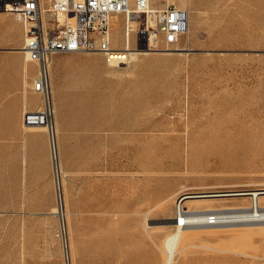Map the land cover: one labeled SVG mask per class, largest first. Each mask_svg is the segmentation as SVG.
Wrapping results in <instances>:
<instances>
[{"label": "rangeland", "instance_id": "1", "mask_svg": "<svg viewBox=\"0 0 264 264\" xmlns=\"http://www.w3.org/2000/svg\"><path fill=\"white\" fill-rule=\"evenodd\" d=\"M189 7L188 50L159 42L121 66L98 52L53 56L55 159L45 126L33 127L40 141L27 136L36 66L24 83V54L6 39L16 23L0 15V264H163L186 192L264 188V0ZM124 28L115 18L116 47ZM131 48H143L135 33ZM159 195L162 205L151 201ZM251 201L222 195L192 208L216 215ZM197 227L177 264H264V224Z\"/></svg>", "mask_w": 264, "mask_h": 264}, {"label": "built area", "instance_id": "2", "mask_svg": "<svg viewBox=\"0 0 264 264\" xmlns=\"http://www.w3.org/2000/svg\"><path fill=\"white\" fill-rule=\"evenodd\" d=\"M0 12L16 14L23 22V51L38 66L33 87L41 94L42 104L24 113V123L44 125L51 135L55 106L50 63L54 55L101 52L107 63L125 65L129 49L112 44L113 17H124L125 35L135 33L142 47L162 42L175 48L188 34L191 16L189 5L179 0H0ZM210 220L215 223L213 217Z\"/></svg>", "mask_w": 264, "mask_h": 264}, {"label": "bare ground", "instance_id": "3", "mask_svg": "<svg viewBox=\"0 0 264 264\" xmlns=\"http://www.w3.org/2000/svg\"><path fill=\"white\" fill-rule=\"evenodd\" d=\"M180 2L183 5H190L191 0H181ZM118 16L119 15H117L111 19L110 28H111L112 24L114 23L115 18H117ZM16 18L19 20V17H16ZM113 28H114V26H113ZM110 30H112V29H110ZM23 31H24V27H23ZM189 32H190V30H189ZM111 34H112V32H111ZM24 37H25V32H24ZM131 37H132L131 34L127 37L125 35V31H124V39H125V45L124 46H128L127 48L129 49V51H128V58H129L128 61L129 62L131 60H134V59L136 60L137 55H139L141 53L146 54V53H150L154 50L156 51V49H154V48L157 46H153L154 48L153 47L131 48ZM112 44L114 45L113 39H112ZM165 49L171 50V51L176 50V51L182 52L183 50H188L190 48H188V42L186 43V45L184 47L180 46V42H179L176 44L175 48H166L165 47ZM21 50L24 54V58L26 61H33V60H30L29 58L26 57V55L23 51V45H22ZM90 52H93V51H90ZM90 52L86 51V53H90ZM98 53L102 54L101 52H98ZM94 64H96V63H94ZM107 64L110 66H113L109 63H107ZM50 65H51V63H50ZM102 68H103V66H102ZM94 69H97V68L94 67ZM24 77H25V75H24ZM25 125L26 126H38V127L44 126V125H27V124H25ZM57 126L58 125L55 124L54 129H53V133H52L53 136L51 135V131L45 126L47 128V131H48V134L50 137L51 149H52V154H53L54 159L56 158L55 150H57V147H58L57 138H56V132L58 131ZM189 130H190V135H189L190 138H189L188 142L192 143V142H194V138L196 139V137L193 136L192 126L190 127ZM236 154H238V152ZM247 154H248V152H247ZM247 154H245V155H247ZM54 159H53V162H55ZM222 195H233V196L249 195L251 200H252L251 201L252 203H251L250 207H245V206L231 207L226 212H221V213L218 212L216 215L215 214H212V215L207 214L208 216L206 215V213L203 210H195L197 207L192 208V206H199L202 204L203 205L206 204L205 201L209 200V198L216 197V196H222ZM261 195H263V197H264V188L250 189V190L235 189V190H229L226 192H221V191L186 192L178 200V203H177L178 215L176 216V218L174 220L175 229L173 231H171L170 233H168L164 237V239L162 240L161 246H160L162 249V252H163V258H164L163 264H177L178 263V260L180 257L179 254L184 253L185 249L189 245L192 244V243L190 244V239L196 235V232L194 231L196 229H193V228H195V227L198 228L197 226H206V225H208V226L212 225L213 226L215 224L216 225H225V226L228 224H235V225L237 224V226H240V224L243 225L246 223L249 225L264 224V205L260 204ZM166 200L167 199H164L161 195H159L157 197H154L151 201L152 202L157 201L159 205H162L163 202ZM184 203H185V205H184ZM148 205H149V203H148ZM204 206H206V205H204ZM204 210H211V209L205 208ZM54 211L57 212L60 216L64 215L65 207H64V200H63L62 195H59L58 206H56ZM211 217L214 218L215 223H210ZM63 220H64V218L62 219V221ZM63 222L65 225V221H63ZM184 254L186 255V253H184Z\"/></svg>", "mask_w": 264, "mask_h": 264}, {"label": "crops", "instance_id": "4", "mask_svg": "<svg viewBox=\"0 0 264 264\" xmlns=\"http://www.w3.org/2000/svg\"><path fill=\"white\" fill-rule=\"evenodd\" d=\"M2 14L3 15H6L5 19H6V22L7 23H11L10 18H12L13 21L16 23V26L13 25L12 27L11 26L10 27H7L6 30L8 31L9 34H8V37L6 39L15 42L16 45L19 46V48L20 47L22 48L21 40H22V38H24L23 25L20 23V20H18L15 16L10 15L12 13L0 12V15H2ZM190 25H191V17H190ZM15 31H18L17 36L14 35ZM21 48L16 50V52L18 53L17 55L19 56V59H20V54L21 53L23 54ZM29 63H34L35 64V66H36V73H38V66H37V63L35 61H26L25 58H24L23 59V62H22V67L19 66V65H17V67L19 68L20 72L22 73L23 82L26 83V84L28 83L29 76H30L28 74V72H27V67H28L27 64H29ZM102 69H104V65H103V68ZM24 75H25V77H24ZM35 92H36L35 94H29L26 91L23 94V102L25 104H28L29 103V104H31L34 107L37 106V108H39L40 107V104H39V96L37 95V93H39V92H37V91H35ZM32 110H35V109H32ZM33 127H38V126H26V128H27V136H29V138L32 141H40L43 138V136H44V131L41 130V129H38V128H33Z\"/></svg>", "mask_w": 264, "mask_h": 264}]
</instances>
